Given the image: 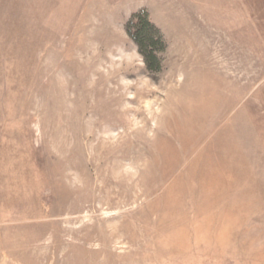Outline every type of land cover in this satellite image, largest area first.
<instances>
[{
    "label": "rangeland",
    "instance_id": "1",
    "mask_svg": "<svg viewBox=\"0 0 264 264\" xmlns=\"http://www.w3.org/2000/svg\"><path fill=\"white\" fill-rule=\"evenodd\" d=\"M0 264H264V0H0Z\"/></svg>",
    "mask_w": 264,
    "mask_h": 264
},
{
    "label": "trees",
    "instance_id": "2",
    "mask_svg": "<svg viewBox=\"0 0 264 264\" xmlns=\"http://www.w3.org/2000/svg\"><path fill=\"white\" fill-rule=\"evenodd\" d=\"M126 35L136 46L142 57L144 68L149 74L162 71V54L166 42L160 29L153 23L146 9L135 11L124 25Z\"/></svg>",
    "mask_w": 264,
    "mask_h": 264
}]
</instances>
